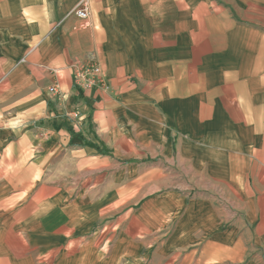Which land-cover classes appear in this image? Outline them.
Here are the masks:
<instances>
[{
    "label": "crops",
    "instance_id": "obj_1",
    "mask_svg": "<svg viewBox=\"0 0 264 264\" xmlns=\"http://www.w3.org/2000/svg\"><path fill=\"white\" fill-rule=\"evenodd\" d=\"M0 264H264V0H0Z\"/></svg>",
    "mask_w": 264,
    "mask_h": 264
},
{
    "label": "built area",
    "instance_id": "obj_2",
    "mask_svg": "<svg viewBox=\"0 0 264 264\" xmlns=\"http://www.w3.org/2000/svg\"><path fill=\"white\" fill-rule=\"evenodd\" d=\"M75 14L80 18H86L88 16L87 1H84L80 6L75 9ZM75 81L77 83L78 88L82 91H86L87 89L91 88L92 85H103L105 83V79L98 70V66H91L89 68L77 71L75 75ZM49 92L52 95H58L59 90L57 88V85L51 86L49 88ZM77 114L78 112L76 111L75 115Z\"/></svg>",
    "mask_w": 264,
    "mask_h": 264
}]
</instances>
